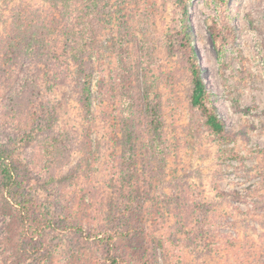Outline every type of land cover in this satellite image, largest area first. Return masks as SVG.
Here are the masks:
<instances>
[{
    "label": "rangeland",
    "instance_id": "374dc122",
    "mask_svg": "<svg viewBox=\"0 0 264 264\" xmlns=\"http://www.w3.org/2000/svg\"><path fill=\"white\" fill-rule=\"evenodd\" d=\"M184 1L207 106L231 141L191 110L177 0H102L104 11L86 23L75 21L85 0L65 9L0 0V147L20 164L24 195L42 214L69 211L85 234L123 229L113 221L131 200L148 264H264V0H227L224 15L215 0ZM33 26L47 33L39 50ZM70 28L88 37L79 41L82 72L91 74L88 112ZM21 36L28 55L18 53ZM122 86L134 97L126 144ZM145 97L159 102V143ZM5 222L0 211V264H34L8 242ZM86 236L49 232V264H107Z\"/></svg>",
    "mask_w": 264,
    "mask_h": 264
},
{
    "label": "trees",
    "instance_id": "16d2710c",
    "mask_svg": "<svg viewBox=\"0 0 264 264\" xmlns=\"http://www.w3.org/2000/svg\"><path fill=\"white\" fill-rule=\"evenodd\" d=\"M45 1L54 5V7L57 6V4H61L64 9L71 7L70 5L72 3H76V0ZM101 1L102 0H85L84 9L81 11L75 10V21L86 23L88 18L100 16L104 11L99 8V3ZM215 1L219 4V11L224 15L227 0ZM177 3L179 4L181 13L180 32L182 37L179 43V48H181L186 56L187 67L191 79V93L189 98L191 110H194L199 114L204 127L217 137L221 143L231 141L233 137L224 132V124L217 118L214 110L207 106V94L194 57L191 35L186 31L188 28L185 1L177 0ZM88 29L89 33H92V27ZM41 31L40 27L39 30L34 26L32 27L33 36L31 37L37 39V41L33 43L36 45L35 47L37 50H39V47L44 43V39H40L39 42L38 36L41 35L47 39V33L45 30L42 33ZM66 32L74 44V47L70 52L71 58L75 59L76 62L79 61L78 64L81 69H79V76L82 80L81 105L86 108V112H88L91 74L88 70L82 72L84 57L81 52L83 51V47L80 45L81 43H79L80 40L87 41L88 37H85L84 33L79 34L71 28L67 29ZM21 38L23 40L17 42V46L20 47V49L18 47L19 51H17L19 55H28V51H25L26 49H21V45L23 44V41H29V39L23 38V36H21ZM122 88L124 94L122 95L121 100L123 101V105H125L123 116L125 122L122 127L124 128V141L126 144V140H130L131 138V132L129 130L131 127L130 124H134L133 115H128L129 107H131L134 97L132 94H128L129 91L126 90V86H122ZM143 105L151 139L153 142L159 143L162 139V119L159 102L157 99L149 100L148 97H145ZM18 112L25 114L23 109L22 111L19 109ZM21 123L27 124L26 116L22 119ZM129 160L130 159L128 158L123 161V169L130 165ZM130 168L131 167L127 169ZM20 170L21 166L18 162L12 159L11 152L0 147V193H2L0 211L2 216L6 218L5 230L7 231V235L9 234L8 242H12L20 258L22 257L28 261L32 260L34 261V264H49L50 247L46 240V235L51 231H70L81 237L87 235L86 239H95L103 249V256L107 264H140V262L148 264L150 262V256L146 254L147 246L144 242V225L138 220L137 215L132 208L131 200L125 202L122 201V211L118 212V217L113 221L114 223L119 220L122 221L124 223L123 229L116 230L113 233L111 231L105 232L103 236L85 234L81 226L72 221L69 211H67L62 218H47L43 215L38 208V204L33 201L31 197L24 195V192L28 189L30 184L29 180L23 182L19 179ZM4 239H6V237H4ZM144 254L146 255L142 257Z\"/></svg>",
    "mask_w": 264,
    "mask_h": 264
}]
</instances>
